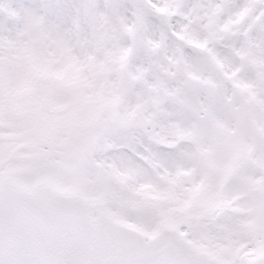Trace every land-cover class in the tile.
Listing matches in <instances>:
<instances>
[{"label":"snow or ice","instance_id":"1","mask_svg":"<svg viewBox=\"0 0 264 264\" xmlns=\"http://www.w3.org/2000/svg\"><path fill=\"white\" fill-rule=\"evenodd\" d=\"M0 264H264V0H0Z\"/></svg>","mask_w":264,"mask_h":264}]
</instances>
